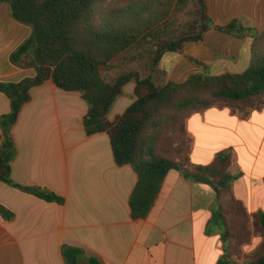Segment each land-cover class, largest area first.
Returning <instances> with one entry per match:
<instances>
[{"label":"crops","instance_id":"0c3cea01","mask_svg":"<svg viewBox=\"0 0 264 264\" xmlns=\"http://www.w3.org/2000/svg\"><path fill=\"white\" fill-rule=\"evenodd\" d=\"M214 25L201 42H190L182 52L164 62L161 83L183 82L203 72L239 73L252 60L253 38L220 32L234 19L264 31V0H206ZM32 27L17 21L0 4V81L19 82L34 77V67H20L11 60L32 35ZM164 81V82H163ZM135 82L128 83L110 113L114 121L136 100ZM12 129L17 155L11 162L13 179L24 186L44 187L64 199L48 202L0 182V204L14 213L0 214V264H217L223 255L222 228L210 222L232 197L247 214L264 212V109L248 117L230 107L211 106L188 112L183 119L180 145L170 157L198 166L211 165L218 154L236 147L241 139L256 145L253 156L234 150L229 171L237 175L221 197L211 185L187 180L170 170L146 216H134L130 204L138 183L131 165L116 163L107 132L88 135L84 117L88 104L77 91H66L52 80L31 89ZM10 99L0 91V116L10 112ZM174 147V145H173ZM175 148V147H174ZM173 151V152H172ZM262 237L253 234L240 250L257 249ZM236 246V240L233 241Z\"/></svg>","mask_w":264,"mask_h":264},{"label":"trees","instance_id":"16d2710c","mask_svg":"<svg viewBox=\"0 0 264 264\" xmlns=\"http://www.w3.org/2000/svg\"><path fill=\"white\" fill-rule=\"evenodd\" d=\"M188 1L134 0L117 6L113 0H0V4L9 7L14 19L33 30L31 37L12 53V62L36 69L34 77L19 82L0 81V91L11 102L10 112L0 116V182L48 202H64L47 188L17 183L11 168L17 155L12 129L31 99V89L52 80L63 90L81 94L88 104L84 117L86 133L107 132L116 163L131 165L137 173L138 183L130 200L134 216L147 215L170 170H178L187 180L211 185L221 197L230 190L236 176L229 171L233 157L228 151L218 154L211 165L202 167L170 157L171 150H187L186 144H176L174 148V141L170 140L163 150L161 143L170 128H179L183 135V119L192 110L230 107L245 118L264 109V31L246 27L238 19L216 26L223 33L253 38L252 60L243 72L214 75L205 65L191 59L203 67V72L190 75L184 82L159 83L154 73L163 55L180 53L186 44L203 41L206 32L214 27L206 0H195L198 31L164 39L161 31L168 26L164 20L170 7L176 2L185 7ZM153 6L158 9L154 11ZM144 43L152 45L149 75L142 77L139 71L132 70L112 81L104 78L102 71L106 66ZM130 82H135L136 100L110 121L114 103ZM222 210L231 215L221 214L225 231L221 232L223 255L217 264H264V212L251 219L235 197L223 204ZM0 214L8 220L14 218V213L1 204ZM253 234L260 235L262 242L255 251L243 254L240 247ZM89 264L99 263L90 260Z\"/></svg>","mask_w":264,"mask_h":264},{"label":"rangeland","instance_id":"374dc122","mask_svg":"<svg viewBox=\"0 0 264 264\" xmlns=\"http://www.w3.org/2000/svg\"><path fill=\"white\" fill-rule=\"evenodd\" d=\"M132 1L134 0H113V2H115V5L117 6L128 5ZM165 8L168 9L167 7H164V10ZM157 9H158V6H153L154 11ZM164 23L165 24L168 23L167 28L166 27L162 28L163 30L161 31L164 39H167L170 37H178V36L190 33V32L191 33L197 32L198 26H199V13H198V6H197L196 1L189 0L185 7H182L179 4V2L174 3V5L170 7L169 15L168 17L165 18ZM151 51H152V45L144 43V44L137 46V48L133 52H125L121 54L103 69L102 73H103L104 78L107 81H112L118 75L124 72H127V71H132V70L139 71L142 77L149 75ZM171 56H172V53H165L164 62H167ZM209 73L211 72L209 71ZM157 74L158 72L156 71L154 73L155 79L157 80V82L161 83L162 81L158 79V77L160 76L159 75L157 76ZM214 75H219V74H214ZM241 131L242 130H240V133ZM240 133H238L237 139L234 140V144H236V147L229 150L228 152L233 157L235 154L234 150L240 151L241 156H242L241 163H243L244 154L246 153L247 155L253 156L256 150V145L251 140H247V143H246L244 140L240 138L241 137ZM181 137H182V134L179 128H175V127L170 128L169 132L165 135L166 140H164L161 143L162 149L163 150L166 149V146L169 144L170 140L174 141L173 145L177 144L179 146H183V145H180L181 143H179V138ZM221 214L231 215V213H228L227 211L224 212L218 205L217 215L210 222V229L213 230L214 232H218L220 230V227L224 229L225 231L224 218L221 216ZM230 218L231 216H229V223H230L231 229L233 230V232H235L237 229H235L234 226H232L234 222L233 220L231 221Z\"/></svg>","mask_w":264,"mask_h":264}]
</instances>
